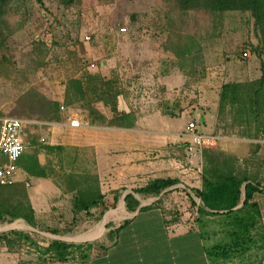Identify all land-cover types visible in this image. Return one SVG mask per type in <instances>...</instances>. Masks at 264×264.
Listing matches in <instances>:
<instances>
[{"label": "rangeland", "instance_id": "374dc122", "mask_svg": "<svg viewBox=\"0 0 264 264\" xmlns=\"http://www.w3.org/2000/svg\"><path fill=\"white\" fill-rule=\"evenodd\" d=\"M42 1L41 6L36 0H0V116L29 122L25 155L36 154L46 175L37 178L21 170L14 187L0 188V210L5 212L0 240L9 248L0 256L18 264H63L43 253L53 240L106 246L111 241L107 233L131 216L127 194H133L139 206L162 209L170 222L202 228L197 210L201 202L191 191L201 181L198 151L171 167L170 159H184L185 153L177 147L180 143L159 137V148L147 154L146 161L170 166V177L180 183L158 196L135 192L146 185L135 173V149H124L127 160L121 164L106 157L120 150L102 149L119 141L133 145L134 139L113 134L105 143L104 131L129 132L110 125L113 114L90 89L88 74L110 80L119 92L117 110L134 115L133 128L180 133L194 122L198 131L223 141L218 147L225 142L248 146L249 156L237 169L264 184V133L248 138L244 127L218 109L222 84L252 81L264 71V57L254 50L258 38L249 12L183 11L175 0H74L69 5ZM122 27L126 30L120 31ZM73 79L83 82L84 97ZM89 108L103 119L89 122ZM154 112L175 117H151L136 125ZM69 118L78 119L80 126H71ZM98 174H105L101 184ZM96 184L107 209L78 213L72 222L75 188ZM108 212L112 215L104 218ZM27 243L31 250L21 251ZM96 253L73 249L65 264H83L84 254Z\"/></svg>", "mask_w": 264, "mask_h": 264}, {"label": "crops", "instance_id": "0c3cea01", "mask_svg": "<svg viewBox=\"0 0 264 264\" xmlns=\"http://www.w3.org/2000/svg\"><path fill=\"white\" fill-rule=\"evenodd\" d=\"M151 117L164 120L167 116L159 112L150 113L137 121L136 125L139 122L142 124L143 120L146 121ZM172 119L174 117H167V120ZM88 121L91 122V119ZM122 129H124L123 132L129 133L118 134V129H114L115 132L112 129L104 131L105 143L109 142V138L114 134L116 138L127 135L129 139H134L133 145L128 141L125 143L119 141L114 145L104 144L102 149L105 152L111 148L120 150L117 151L118 155L113 153L111 155L110 152V155L106 154V157L121 164L122 161L127 160V156L123 153L124 149L134 148L135 173L142 181L146 180V184L157 178H168L172 173L173 168L170 166L153 160L146 161V155L159 148V137H165L170 141L169 143H180L177 147L183 148L185 158L170 159L171 167L174 163H185L184 161L190 157L189 154L194 155V152L198 151L188 150L186 139L181 136L183 132L178 133L169 128L163 131L143 130L137 127L120 128L121 131ZM206 150L216 155L220 154V157H229L234 162L235 168H239L241 161L249 156L248 146L233 142H225L220 147L217 144L216 147L203 148L200 152L198 151L202 164L201 172L205 165ZM103 175L105 174H98L100 184L105 180ZM260 185L262 192L254 193L251 200L257 204L256 208L240 209L244 200L242 194L239 205L233 209L232 213L212 211V214H202V228L170 222L162 209L150 207L140 210L144 207L140 205L118 226L119 229L114 239L106 245L105 252L102 255L90 256L83 264H264V184L262 181ZM195 187L200 189L201 181ZM101 193L104 194L102 189ZM235 216L244 217L250 223L253 222L249 230L250 241L238 242L239 237L233 235L235 231H238L234 225ZM218 234L227 236L220 238ZM0 264L18 263L6 255H1Z\"/></svg>", "mask_w": 264, "mask_h": 264}, {"label": "trees", "instance_id": "16d2710c", "mask_svg": "<svg viewBox=\"0 0 264 264\" xmlns=\"http://www.w3.org/2000/svg\"><path fill=\"white\" fill-rule=\"evenodd\" d=\"M36 1L41 6L43 5L42 0ZM62 2L69 5L74 0H62ZM175 2L183 11L202 9L219 13L226 11L249 12L254 20V29L258 38V44L254 50L258 55L264 57V0H175ZM261 67L264 69V62H262ZM87 79L91 82L90 89L97 95V100L102 101L105 106H109L113 114V119L109 122L110 125L125 129L132 128L135 125L136 119L129 111L117 110L119 92L111 84L110 80L99 74H88ZM70 82L75 86L78 94L84 97L83 82L79 79H73ZM218 109L220 114H230L235 125L244 127L248 138H255L264 129V118L261 116L264 113V71L260 78L252 81L226 82L222 84L219 90ZM164 114L170 118L175 117L172 112H164ZM97 117H101V120L103 119V116L98 111L94 108H89L88 118L91 119V123L95 122ZM256 148H259V146H256ZM204 157L205 165L201 174V188H191V191L201 202V205L197 207L199 214H212V211L216 213L220 211L232 213L233 209L239 205L242 194L244 195V200L240 209L256 208L257 204L251 202V200L254 193L262 192L259 181L247 174H242L241 171L235 168L234 162L229 157H220V154L216 155L208 152V150L204 152ZM17 164L21 170L30 176L37 178L46 177L45 168L39 163L36 154L25 155L24 153ZM179 183L175 178H157L135 192L158 196L166 188ZM15 184L7 187L12 188ZM97 184L94 188L89 187V185L83 188H75L72 222H76V215L78 213L84 212L88 215L91 214L93 209L98 208H101V212L103 213L107 209L105 196L101 193ZM0 188L5 189L6 187ZM125 201L127 210L129 211L133 212L139 207V202L133 197V194H127ZM150 207L144 206L140 210ZM4 215L5 212L0 210V220L3 219ZM9 215L16 217L14 213ZM111 215L112 212H108L104 218H109ZM24 218L29 224L32 223L31 217L24 216ZM233 219L234 225H236L238 230L233 235L239 237L238 242L245 243L246 241H250L249 230L253 226V222L250 223L246 218L239 216H235ZM118 229L119 227L107 233L109 240L112 241L114 239ZM21 235L19 234V237L28 239V236ZM76 248L97 250L95 255H102L106 250V246L97 247L93 243L88 242L76 244L63 240H53L43 249V253L49 260L55 259L57 262L65 264L68 261L67 259L71 254V250ZM84 257L88 259L90 256L84 254Z\"/></svg>", "mask_w": 264, "mask_h": 264}, {"label": "built area", "instance_id": "2783aa9c", "mask_svg": "<svg viewBox=\"0 0 264 264\" xmlns=\"http://www.w3.org/2000/svg\"><path fill=\"white\" fill-rule=\"evenodd\" d=\"M126 28H120L125 31ZM89 39V36L86 37ZM247 56V52H244ZM64 110V106H60ZM70 125L79 127V121L76 118H69ZM28 121L23 118L0 116V187L12 186L19 181L18 166L19 159L26 150V135ZM186 139L188 150H198L199 152L206 147L215 145L219 137L213 134L199 132L194 122H189L186 131L181 134ZM28 185L29 183L26 182ZM8 245L5 240H0V251H8ZM31 246L25 244L21 251H29Z\"/></svg>", "mask_w": 264, "mask_h": 264}, {"label": "water", "instance_id": "95a60500", "mask_svg": "<svg viewBox=\"0 0 264 264\" xmlns=\"http://www.w3.org/2000/svg\"><path fill=\"white\" fill-rule=\"evenodd\" d=\"M263 133H264V129H263V131H262Z\"/></svg>", "mask_w": 264, "mask_h": 264}]
</instances>
